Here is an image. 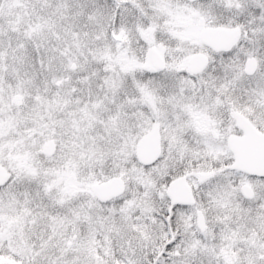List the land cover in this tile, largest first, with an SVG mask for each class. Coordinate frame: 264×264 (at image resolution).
<instances>
[{
  "label": "snow or ice",
  "instance_id": "snow-or-ice-1",
  "mask_svg": "<svg viewBox=\"0 0 264 264\" xmlns=\"http://www.w3.org/2000/svg\"><path fill=\"white\" fill-rule=\"evenodd\" d=\"M0 264H264V0H0Z\"/></svg>",
  "mask_w": 264,
  "mask_h": 264
}]
</instances>
